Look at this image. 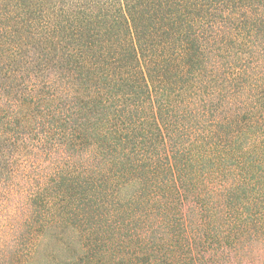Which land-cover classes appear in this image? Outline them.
<instances>
[{"label":"trees","instance_id":"trees-1","mask_svg":"<svg viewBox=\"0 0 264 264\" xmlns=\"http://www.w3.org/2000/svg\"><path fill=\"white\" fill-rule=\"evenodd\" d=\"M0 264H264V0H0Z\"/></svg>","mask_w":264,"mask_h":264}]
</instances>
